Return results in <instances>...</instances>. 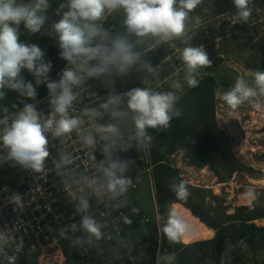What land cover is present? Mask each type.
<instances>
[{
	"label": "clouds",
	"instance_id": "obj_1",
	"mask_svg": "<svg viewBox=\"0 0 264 264\" xmlns=\"http://www.w3.org/2000/svg\"><path fill=\"white\" fill-rule=\"evenodd\" d=\"M203 0H63L56 9L60 18L47 32L58 43L59 58L66 62L58 73L59 79L49 76L51 61L45 60L44 50L36 43L20 39V26L30 35L42 32L48 20L49 0H0V100L5 90L16 92L25 100L22 107L13 104L15 111L3 106L4 116L0 119V165L10 163L34 174L47 175L55 172L63 178L64 186L70 191L75 203L78 223L59 229L61 236L72 235L70 247H85L100 240L102 223L90 211V200L106 202L113 208L126 207V194L133 186V179L126 173L134 160L121 158L124 153L136 148L147 149L153 137L149 129L163 132L171 121L181 115L176 108V91L183 88L179 79L170 87L175 91H158L151 87H134L120 93L115 90L117 78L128 76L133 71L143 73V85L147 76L155 74L158 66L145 58L141 46L146 39L152 47L181 40L185 45L179 53L183 64L184 82L189 87L198 84L201 70L212 65L203 45L193 46L189 35L190 25L202 24L192 12ZM235 7L233 24H246L253 11V0H232ZM114 13L123 14V30L106 28L107 17ZM27 71L35 83L22 75ZM91 79L99 81L108 89L105 99L96 107H87L73 114L78 89ZM45 85L48 92L49 111L38 110L35 103L37 88ZM223 102L232 110L245 103L260 108L264 103V71H248L238 76L234 85L222 95ZM108 123H101L105 116ZM132 126L125 135L122 126ZM75 133L81 146L92 161L93 173L80 172L75 157L53 141L64 144L65 137ZM56 147V156L51 150ZM99 152L102 159L97 160ZM51 159L52 168L48 167ZM178 200L186 201L190 195L184 181L170 185ZM75 191H72V190ZM16 204L22 201L17 193L10 198ZM133 213L139 209L133 208ZM124 222L132 221L123 217ZM162 223L165 236L171 242H179L192 230L178 212L169 208L166 216L157 218ZM8 243L6 230H0V245ZM22 241L20 245L22 246ZM14 261V257L11 258ZM173 256H163L165 264H171Z\"/></svg>",
	"mask_w": 264,
	"mask_h": 264
},
{
	"label": "built area",
	"instance_id": "obj_2",
	"mask_svg": "<svg viewBox=\"0 0 264 264\" xmlns=\"http://www.w3.org/2000/svg\"><path fill=\"white\" fill-rule=\"evenodd\" d=\"M233 14L235 9H230L220 15L203 21L200 25L190 27L189 35L193 36L191 42L193 46L204 42V48H212L217 51L216 59L225 62V54L221 51L222 42L230 34H239L248 28L249 21L246 24H233ZM107 28L116 30V25L106 21ZM253 20L251 25H255ZM187 46L181 40H173L169 44H164L156 49L149 48V61L152 65L158 66L157 72L167 70V76L159 78L155 74L147 76L146 87H151L158 91H166L167 86L176 79L184 77L183 64L179 59V53ZM159 59L158 63L155 60ZM64 64L55 74L54 80H58V73L64 69ZM202 69L204 77L211 74L207 73V69ZM201 74V73H200ZM202 75L198 78L200 80ZM143 80V79H142ZM199 80V81H200ZM115 90L123 93L128 88L118 82H115ZM78 98L74 102L73 114L79 113L87 107H96L104 101L108 89L99 81L91 79L86 81L78 90ZM33 103V102H32ZM38 110L45 113L49 111L48 92L35 101ZM1 117L0 119H2ZM109 117L106 115L101 123H108ZM122 130L127 136L126 126H122ZM56 147H63L71 152L75 157L74 168L78 166L80 172L86 174L93 173L92 161L87 155V151L81 146V143L75 133L65 137L64 144L59 141H53ZM56 147H53L51 154L56 156ZM97 160L102 159L99 152L96 154ZM121 158L134 160L131 170L126 175L133 179V186L130 187L126 198L128 203H132L135 193L139 190L142 183H147L149 192L155 207L154 223L157 227V244H154L150 232L147 227L152 224V220L146 215L140 216L133 213L132 209L125 207L113 208L106 206V202H98L95 196L91 197L90 211L95 215L97 220L102 223V232L104 235L100 240L94 241L91 245L85 247H70V238L72 235H81V233H71L61 236L59 229L66 228L72 223H78L79 215H75V203L70 191L64 186L63 178L56 173L49 172L47 175L34 174L29 170L13 166L10 163L0 165V230H6L8 243L5 246L0 245V264H19L24 260L36 257L40 258L41 254L51 250H56L63 259V264H67V256L63 249V244H69V253H74L77 257L76 264H90L103 261L105 264H133L134 259L142 258L145 264H150L153 252L155 253V264H163L161 257L166 248L163 247L162 223L157 219L159 216L156 201V183L153 176L154 164L150 153V148L130 149L127 152L119 154ZM48 167L52 168L51 159L48 161ZM72 191H75L74 189ZM17 193L22 195L20 204L11 201V197ZM136 215L140 224L145 228V243L139 246L141 253L133 255L131 251H127L123 255H119L115 259L107 261V255L110 245L116 239L121 238L122 227L124 224L123 217ZM22 246L20 245V242ZM169 241V240H168ZM169 243V242H168ZM14 257V261L11 259Z\"/></svg>",
	"mask_w": 264,
	"mask_h": 264
},
{
	"label": "trees",
	"instance_id": "obj_3",
	"mask_svg": "<svg viewBox=\"0 0 264 264\" xmlns=\"http://www.w3.org/2000/svg\"><path fill=\"white\" fill-rule=\"evenodd\" d=\"M108 20L114 23L117 28L118 25L123 23V15L114 13L108 17ZM104 26L107 28V23ZM20 32L21 41L36 43L44 50L45 60L52 63V71L49 76L54 79L56 72L66 64L64 60L59 58L57 40L46 33L44 35H30L24 30L23 24L20 26ZM158 62L159 59H156L155 63ZM22 75L25 79L34 81V77L26 70L22 72ZM217 87L216 78L212 75L202 78L197 86L190 90L188 99L186 96V98L178 100L176 108L180 110L181 115L171 121L168 129L163 132L149 129V134L153 137L149 148L154 164L153 176L156 183V201L159 216H166L172 204L178 203L190 210L194 217L215 231V238L211 241L182 245L179 242L175 244L168 243L162 228L163 247L174 254L173 264H206L207 262L222 264L223 254L227 250L228 243L238 246L241 242H245L255 247L257 235L264 239V227L255 224L256 221L264 219V207L256 202L252 209L239 207L231 214L226 211L209 210L200 202L204 190L187 184L180 177V170L174 168L169 162L170 157L177 152H182L183 157L191 166L197 169L208 167L219 177L222 168L232 172H244L251 169L236 161L230 152L228 138L218 127L215 116ZM5 91V98L0 100V118L4 116L3 106L8 107L10 111H15L16 109L12 108L13 104L22 107L23 103L21 101L33 102L32 100H25L14 91ZM46 92L45 85L38 86L36 99L45 95ZM193 94L196 96H192ZM261 158L264 161V154ZM220 180L223 181L221 177ZM180 181L185 182L190 193L186 201L178 200L170 188L173 182L178 183ZM133 207L139 209L138 214L140 216L144 215L135 201L128 203L125 208L132 209ZM128 218L132 223L124 222L121 238L111 243L107 261L115 259L127 251H131L133 255L142 252L138 248L145 243V228L140 224L136 215H129ZM147 230L150 232L154 244H157L158 233L154 220L147 227ZM63 249L67 256V264H76L77 257L74 253H69L68 243L63 244ZM233 255L234 263H238L244 258L242 254L236 251ZM36 259V257L30 258V260ZM30 260H24L19 264H27ZM155 261V253L153 252L150 264H155ZM90 264H94V262ZM95 264L105 263L99 261Z\"/></svg>",
	"mask_w": 264,
	"mask_h": 264
},
{
	"label": "rangeland",
	"instance_id": "obj_4",
	"mask_svg": "<svg viewBox=\"0 0 264 264\" xmlns=\"http://www.w3.org/2000/svg\"><path fill=\"white\" fill-rule=\"evenodd\" d=\"M207 1L210 2L212 8L215 7L217 9L212 12L211 15L213 16L230 9H235L232 0H221V2L218 0H203L202 3L206 4ZM220 3L223 5L219 8L218 5ZM206 20L202 19V22ZM253 20L256 21L255 25H251ZM249 24L248 28L243 32L239 34L232 33L222 42L221 51L225 54L224 63L216 59L218 52H214L213 47L205 48V50L213 66V68L207 69L206 72L215 77L218 84L215 106L218 127L228 138L230 152L236 161L251 169L244 172H232L222 168L220 169V177L223 181H221L220 177L208 167H206L205 174L201 172V169L191 166L183 157L182 152L174 154L170 157L169 161L174 168L180 170L179 175L187 184L204 190L201 194L200 202L205 208L213 211H226L228 214L233 213L239 207H249L252 209L256 202L264 207V186L260 183L264 179V161L261 158L264 154V103H262L260 108L245 103L238 109L232 110L222 100L223 93L234 85L238 76H243L250 70L264 71V0H256L254 3ZM116 30L122 31L123 23L118 25ZM251 30L253 31L252 35L250 34ZM255 38H259V41L252 43ZM152 44V40L146 39L141 46V50L143 52L148 51V48H151ZM199 45H204V42H199ZM145 58L149 60V53L146 54ZM203 73L201 71L200 75L204 78ZM199 80L200 78H198V82ZM181 83L183 84V88L176 91L179 97L178 100L186 98V96L188 99V96H190L189 92L194 87L186 85L184 80ZM166 91L175 90L168 85ZM192 96L196 95L193 94ZM126 130L130 134L132 126L130 124L127 125ZM133 201L138 204L144 215L152 221L154 220L156 215L155 207L147 183L140 185L139 190L134 195ZM255 224L259 227H264L263 220H258ZM214 238L205 241H211ZM168 242L171 244L178 243ZM179 243L184 245L181 240ZM255 245V247H252L245 242H241L238 246H233L228 243L227 250L223 254L222 264H264V239L260 235L256 236ZM235 251L244 257L238 263L233 262ZM45 254V258L41 257V254L39 259H28L30 261L27 264H63V259L58 254V251L51 250ZM163 254V256L171 255L174 257V254L170 253L168 249L164 250ZM133 264H145V262L142 258H135ZM163 264H165L164 261ZM206 264L211 263L207 262Z\"/></svg>",
	"mask_w": 264,
	"mask_h": 264
},
{
	"label": "crops",
	"instance_id": "obj_5",
	"mask_svg": "<svg viewBox=\"0 0 264 264\" xmlns=\"http://www.w3.org/2000/svg\"><path fill=\"white\" fill-rule=\"evenodd\" d=\"M218 1L221 2V0H218ZM49 2L51 4V7L47 11L48 20L46 21L44 28L42 29V31L46 34L49 31V29L51 28V25L60 18L59 16L56 15V9L59 7L60 3L63 2V0H49ZM255 2H256V0H253V3H255ZM222 5L223 4L220 3L218 5V7L220 8V7H222ZM216 8H217V6H216ZM214 10H217V9H215V7L212 8L210 2L207 1L206 4L202 3L201 5H199L197 7V9H195L192 12L191 15L194 18L199 17L201 20L202 19L206 20V19H210L212 17H215L219 14H222V12H221V13L214 15V16L211 15ZM193 25H195L194 21H193L191 26H193ZM256 30H258V29L256 28ZM250 34L251 35L253 34L252 30H251ZM258 41H259V38H255L252 43H257ZM135 73H136V71H133L132 74H129L126 77L117 78L115 82H118V83L125 85L128 88V90H130L131 88H134V87H144L145 85H143V83H142V79L144 78V74L138 72V74L135 75ZM168 73L169 72L167 70H162L161 72L160 71L156 72V76L159 78H162L164 76H167ZM180 81L182 82L183 78H181ZM186 85H187V83H186Z\"/></svg>",
	"mask_w": 264,
	"mask_h": 264
},
{
	"label": "bare ground",
	"instance_id": "obj_6",
	"mask_svg": "<svg viewBox=\"0 0 264 264\" xmlns=\"http://www.w3.org/2000/svg\"><path fill=\"white\" fill-rule=\"evenodd\" d=\"M206 170L207 169L205 167V168L201 169V172L205 173ZM260 183L264 186V179H262L260 181ZM172 209H174L176 212H178L179 215L192 226V230L189 233H186L181 238V242L184 245H190V244H193L195 242L210 240V239L215 237V231L210 229L209 227H207L198 218L194 217L191 214L190 210L185 208L183 205L178 204V203H174V204H172ZM263 221H264V219H263ZM45 256H46V254L43 253L41 257L45 258ZM54 258H52V259L54 260Z\"/></svg>",
	"mask_w": 264,
	"mask_h": 264
}]
</instances>
